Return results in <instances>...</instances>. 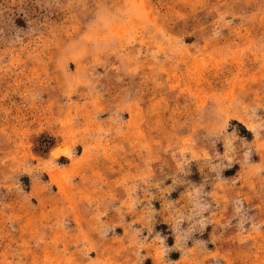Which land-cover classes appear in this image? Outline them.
<instances>
[{
	"label": "rangeland",
	"instance_id": "1",
	"mask_svg": "<svg viewBox=\"0 0 264 264\" xmlns=\"http://www.w3.org/2000/svg\"><path fill=\"white\" fill-rule=\"evenodd\" d=\"M0 264H264V0H0Z\"/></svg>",
	"mask_w": 264,
	"mask_h": 264
}]
</instances>
